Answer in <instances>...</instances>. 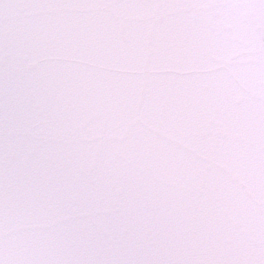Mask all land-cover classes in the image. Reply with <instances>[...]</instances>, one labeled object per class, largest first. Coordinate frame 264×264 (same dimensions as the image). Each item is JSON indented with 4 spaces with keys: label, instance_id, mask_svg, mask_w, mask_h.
Returning a JSON list of instances; mask_svg holds the SVG:
<instances>
[{
    "label": "snow or ice",
    "instance_id": "snow-or-ice-1",
    "mask_svg": "<svg viewBox=\"0 0 264 264\" xmlns=\"http://www.w3.org/2000/svg\"><path fill=\"white\" fill-rule=\"evenodd\" d=\"M0 264H264V0H0Z\"/></svg>",
    "mask_w": 264,
    "mask_h": 264
}]
</instances>
